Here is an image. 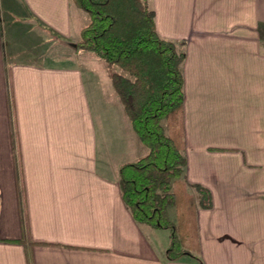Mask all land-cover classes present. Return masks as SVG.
Segmentation results:
<instances>
[{
	"label": "crops",
	"instance_id": "crops-1",
	"mask_svg": "<svg viewBox=\"0 0 264 264\" xmlns=\"http://www.w3.org/2000/svg\"><path fill=\"white\" fill-rule=\"evenodd\" d=\"M148 5L186 55V178L213 201L197 210V251L169 260L125 205L133 129L78 48L89 15L0 0V264H264V0Z\"/></svg>",
	"mask_w": 264,
	"mask_h": 264
},
{
	"label": "trees",
	"instance_id": "trees-1",
	"mask_svg": "<svg viewBox=\"0 0 264 264\" xmlns=\"http://www.w3.org/2000/svg\"><path fill=\"white\" fill-rule=\"evenodd\" d=\"M72 1L90 18L78 48L105 60L132 129L148 150L120 169L125 205L137 224L171 231L169 260L191 257L197 210L211 209L213 201L208 189L186 178V55L179 43L159 35L148 0ZM170 208L177 212V224L169 219Z\"/></svg>",
	"mask_w": 264,
	"mask_h": 264
},
{
	"label": "rangeland",
	"instance_id": "rangeland-1",
	"mask_svg": "<svg viewBox=\"0 0 264 264\" xmlns=\"http://www.w3.org/2000/svg\"><path fill=\"white\" fill-rule=\"evenodd\" d=\"M88 21H90L89 18H88ZM87 54L91 58H95V59L99 60L98 63L95 65L96 77L101 82L100 83V86H102L103 95H104L103 99L106 101L105 103L108 104V105H113V103H112L113 98H114V101H115V98H116L117 95H116V92L114 90V87H113L111 81L109 80V78H107V77L104 76L103 67H104V64L106 65L105 60H103L102 58L98 57L94 53H91L90 52V53H87ZM113 71H116V72H119L120 73L121 72V69L118 68V67H114L113 68ZM115 104L118 105V106H122V104H121L120 101H117ZM124 112L125 111L123 109V113L122 114H123V116L125 118V122H128L129 123L130 121H129L126 113H124ZM118 113H119V111H118ZM116 114H117V110L114 109V111H112L111 115H116ZM116 116L119 118L120 115H116ZM118 122H119V120H118ZM116 124H117V121L116 120H112V125H114L115 126V129H116L114 131H116L118 133V135H124L125 134L124 133V129L122 128V132H121V125H118L117 126ZM131 133H132V130H131ZM132 135L134 136V143L133 144H135L134 151H133V155H135L136 156V159L139 160V159H141L142 157H144L148 153V150L140 142L139 138L136 136V134L134 133V131H133ZM168 214H169V219L174 224H177L178 223V219H177V212H176L175 208H170ZM192 229H193V232L191 230V232H192L191 249H192V254H193V252L197 251L196 234L193 235V233L195 231L194 230L195 229V222L192 225ZM155 230H158V231H157L156 235L153 238H151V241L152 242H155V243H158L160 245L167 246V250H168V248L170 247L171 242H172L171 241V231L169 229H155Z\"/></svg>",
	"mask_w": 264,
	"mask_h": 264
}]
</instances>
